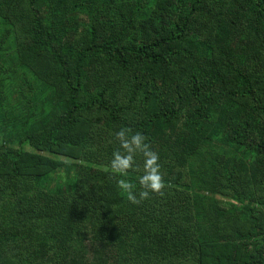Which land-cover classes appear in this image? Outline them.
<instances>
[{
	"label": "trees",
	"instance_id": "trees-1",
	"mask_svg": "<svg viewBox=\"0 0 264 264\" xmlns=\"http://www.w3.org/2000/svg\"><path fill=\"white\" fill-rule=\"evenodd\" d=\"M0 264H264V0H0Z\"/></svg>",
	"mask_w": 264,
	"mask_h": 264
},
{
	"label": "clouds",
	"instance_id": "clouds-1",
	"mask_svg": "<svg viewBox=\"0 0 264 264\" xmlns=\"http://www.w3.org/2000/svg\"><path fill=\"white\" fill-rule=\"evenodd\" d=\"M115 139L119 142V147L114 150L110 165L104 166L103 170L120 177L116 186L121 193L133 204L150 198L151 193L163 195L166 184L159 163V153L152 148L148 137L142 131H133L126 126L115 132ZM137 155L143 157V174L138 177V192L136 184L128 178L129 170H138Z\"/></svg>",
	"mask_w": 264,
	"mask_h": 264
},
{
	"label": "rangeland",
	"instance_id": "rangeland-1",
	"mask_svg": "<svg viewBox=\"0 0 264 264\" xmlns=\"http://www.w3.org/2000/svg\"><path fill=\"white\" fill-rule=\"evenodd\" d=\"M28 148H29V147H28ZM60 158H61V159H64V160H65V159H67V160L69 159V158L64 157V156H61ZM69 160H70V159H69Z\"/></svg>",
	"mask_w": 264,
	"mask_h": 264
}]
</instances>
